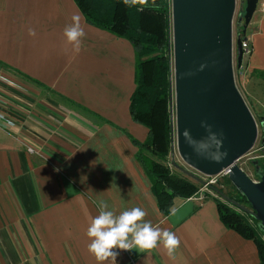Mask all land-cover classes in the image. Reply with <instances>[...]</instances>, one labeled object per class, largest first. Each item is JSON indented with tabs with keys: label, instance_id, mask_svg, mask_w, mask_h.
<instances>
[{
	"label": "crops",
	"instance_id": "crops-1",
	"mask_svg": "<svg viewBox=\"0 0 264 264\" xmlns=\"http://www.w3.org/2000/svg\"><path fill=\"white\" fill-rule=\"evenodd\" d=\"M263 1L240 60L242 91L254 101L246 86L253 80L264 93L255 76L264 74ZM78 11L72 0H0V264H97L86 231L100 201L116 215L140 207L180 239L174 259L161 244L117 249L116 264H257L254 243L221 225L213 196L174 198L159 213L128 139L140 144L146 135L127 111L132 47ZM73 15L86 33L78 54L63 36Z\"/></svg>",
	"mask_w": 264,
	"mask_h": 264
},
{
	"label": "water",
	"instance_id": "water-1",
	"mask_svg": "<svg viewBox=\"0 0 264 264\" xmlns=\"http://www.w3.org/2000/svg\"><path fill=\"white\" fill-rule=\"evenodd\" d=\"M256 4L244 0L238 10L234 25L240 26L241 35ZM234 5L235 0H169L171 137L178 160L193 173L209 178L227 170L229 185L247 208L226 201L256 221L264 241V170L252 162L258 179L252 182L236 166L252 148L257 125L232 79V54L239 68L242 41L234 37L233 45L231 39ZM258 129L264 134V117ZM259 145H264V137Z\"/></svg>",
	"mask_w": 264,
	"mask_h": 264
},
{
	"label": "trees",
	"instance_id": "trees-1",
	"mask_svg": "<svg viewBox=\"0 0 264 264\" xmlns=\"http://www.w3.org/2000/svg\"><path fill=\"white\" fill-rule=\"evenodd\" d=\"M72 1L89 26L124 39L132 47L134 89L129 95L127 111L129 120L143 126L146 135L140 144L132 138L128 139L135 149L134 159L148 178L149 189L159 213L167 214L174 198L183 200L195 196L201 186L198 178L187 179L180 177L177 172L171 173L169 164L166 163L169 144L172 142L171 129L167 122L171 75L170 59L167 55L170 48L169 0ZM240 32V26L236 25L235 37L244 41ZM255 76L262 80L264 88V74ZM207 190L223 202L213 199L221 225L254 243L257 264H264V241L260 239L262 235L255 227L256 221L249 217L253 225L249 228L244 222L243 213L237 212L227 201L240 205L246 203L238 193L235 197H226L219 190Z\"/></svg>",
	"mask_w": 264,
	"mask_h": 264
},
{
	"label": "clouds",
	"instance_id": "clouds-1",
	"mask_svg": "<svg viewBox=\"0 0 264 264\" xmlns=\"http://www.w3.org/2000/svg\"><path fill=\"white\" fill-rule=\"evenodd\" d=\"M28 35L35 37V29L29 28ZM85 35L80 17L73 15L71 23L63 30L65 43L71 46L73 53L78 54L81 51ZM98 207L99 214L90 218L86 231L90 241L87 251L95 258L97 264H116L117 249L129 252L134 248L151 251L161 244L169 258L174 259V254L180 246L179 237L166 228L153 226L150 221H146L145 210L133 207L116 215L108 210L109 206L104 201H100Z\"/></svg>",
	"mask_w": 264,
	"mask_h": 264
},
{
	"label": "rangeland",
	"instance_id": "rangeland-1",
	"mask_svg": "<svg viewBox=\"0 0 264 264\" xmlns=\"http://www.w3.org/2000/svg\"><path fill=\"white\" fill-rule=\"evenodd\" d=\"M243 1L244 0H235V5H234V17L231 20V25H232V32H231V39H233V45H234V40H235V32H236V25H234V21L235 18L237 17L238 14V10L241 11L242 9V5H243ZM169 13V10H168ZM169 28V34H170V27ZM233 45H232V52H233ZM168 57L170 59L171 62V55H170V50L168 51ZM234 59H235V52H233L232 54V60H231V66L233 67V73H232V79H234V84H235V88L237 90L238 93H240L241 97H242V101L243 104L246 106V108H248L249 110V114L252 118V120H254V122L256 123L257 127H256V133H257V138L256 140L253 142L252 144V148L249 150V152L247 154H244L242 156H240L236 161V166L238 167V169L247 176V178L249 180L252 181H257V178L255 177V174H253V166H252V162H256L257 166L259 167L260 171L263 172L264 170V145L260 146L259 142L262 140L263 133L259 132L258 129V125L259 122L261 120V117H264V93H259L256 92L255 90V85H252V82L248 83V89L249 90H254L255 95L257 96V100H248L249 98L245 97V94L242 91V83L241 81L243 80V78L245 76H243V69H241L240 72V68H236V66H234ZM169 62V64H170ZM170 68V67H169ZM171 89V88H170ZM169 89V102L167 104V109H168V116H167V122L169 123V127L171 129V136L173 133V129H174V123H173V109H172V96H171V92ZM169 152L166 158V163L169 164V171L171 173H178V175L180 177H185L187 179H189V177H192L193 179L198 178V180L202 183L205 182V179L203 176L198 175L197 173H193L191 171L190 168H188L186 165H184L182 162H180L178 160V156L176 153V150H174V146H173V141L169 144V148H168ZM201 187V186H200ZM198 187V193L200 195H206V196H213L214 198H217L218 201L220 203H223L220 198L217 197V195H215L214 193H212L211 191H208L205 188H200ZM208 188H212V189H216L219 190L223 196L226 197H235L236 196V191L229 185L227 177H215L214 179V183L208 187ZM241 205H243L244 207L247 208L246 205H244L243 203H241ZM236 212V211H235ZM242 214V213H241ZM243 218H244V222L246 225H248L249 228H252L253 225L251 224V220L248 217V215L242 214ZM260 239H262L260 237Z\"/></svg>",
	"mask_w": 264,
	"mask_h": 264
},
{
	"label": "built area",
	"instance_id": "built-area-1",
	"mask_svg": "<svg viewBox=\"0 0 264 264\" xmlns=\"http://www.w3.org/2000/svg\"><path fill=\"white\" fill-rule=\"evenodd\" d=\"M259 7H260V9L264 8V1L261 4H259ZM239 48H240V52H241V59H243V58H245L246 56L249 55V53H250L249 52V50H250L249 49V43L246 40L243 41V42L242 41L240 42ZM239 68H240V72H241V69H242V65L241 64H239ZM2 121H6V119H5L4 116L0 115V123H2ZM27 152H29V151H27ZM226 173H227V170H223L220 174H217L215 177H217V176H219V177H227ZM215 177H209V178L204 177L205 182L201 184L200 188L207 189L208 187H210L214 183ZM257 181H255V182H257ZM252 182H254V181H252ZM197 193H198V191H197ZM198 195L201 196L200 194H198Z\"/></svg>",
	"mask_w": 264,
	"mask_h": 264
},
{
	"label": "flooded vegetation",
	"instance_id": "flooded-vegetation-1",
	"mask_svg": "<svg viewBox=\"0 0 264 264\" xmlns=\"http://www.w3.org/2000/svg\"><path fill=\"white\" fill-rule=\"evenodd\" d=\"M264 135V134H263ZM254 174V173H253ZM255 177L257 178V176L255 175ZM258 180V179H257Z\"/></svg>",
	"mask_w": 264,
	"mask_h": 264
}]
</instances>
